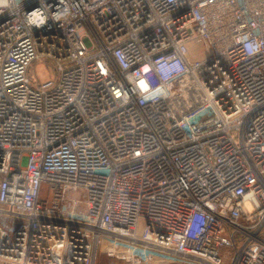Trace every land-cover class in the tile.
I'll list each match as a JSON object with an SVG mask.
<instances>
[{
    "label": "built area",
    "instance_id": "obj_1",
    "mask_svg": "<svg viewBox=\"0 0 264 264\" xmlns=\"http://www.w3.org/2000/svg\"><path fill=\"white\" fill-rule=\"evenodd\" d=\"M101 254L264 264V0H0V262Z\"/></svg>",
    "mask_w": 264,
    "mask_h": 264
},
{
    "label": "rangeland",
    "instance_id": "obj_2",
    "mask_svg": "<svg viewBox=\"0 0 264 264\" xmlns=\"http://www.w3.org/2000/svg\"><path fill=\"white\" fill-rule=\"evenodd\" d=\"M36 78L43 82V81H46L48 80L50 77H51V74L50 73H47L45 71V68L43 67L42 64H39L36 68V74H35ZM79 198L80 200L84 203L85 200H86V196H85V193L82 191L80 192V195H79ZM83 207L85 208V205L83 204ZM101 253V251H100ZM1 263V262H0ZM2 264V263H1ZM97 264H124L123 262L121 261H111V260H108L104 255H100L97 259Z\"/></svg>",
    "mask_w": 264,
    "mask_h": 264
},
{
    "label": "crops",
    "instance_id": "obj_3",
    "mask_svg": "<svg viewBox=\"0 0 264 264\" xmlns=\"http://www.w3.org/2000/svg\"><path fill=\"white\" fill-rule=\"evenodd\" d=\"M1 264V263H0Z\"/></svg>",
    "mask_w": 264,
    "mask_h": 264
}]
</instances>
